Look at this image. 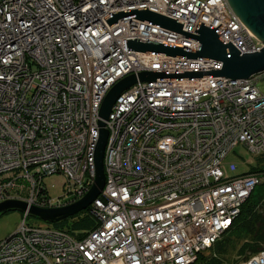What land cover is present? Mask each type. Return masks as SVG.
Here are the masks:
<instances>
[{
  "label": "built area",
  "instance_id": "built-area-1",
  "mask_svg": "<svg viewBox=\"0 0 264 264\" xmlns=\"http://www.w3.org/2000/svg\"><path fill=\"white\" fill-rule=\"evenodd\" d=\"M142 10L189 34L215 29L242 55L264 48L228 0H0V203L59 209L82 201L95 186L101 122L108 132L105 187L88 208L95 228L77 238L25 219L0 243V264H194L264 183L262 174L237 175V165L232 176L224 171L239 145L264 155V73L189 77L223 65L132 50L134 41L200 50L140 19ZM146 72L167 77L138 80L103 120L111 90ZM55 175L65 178L63 201L44 185ZM242 264H264V251Z\"/></svg>",
  "mask_w": 264,
  "mask_h": 264
},
{
  "label": "water",
  "instance_id": "water-1",
  "mask_svg": "<svg viewBox=\"0 0 264 264\" xmlns=\"http://www.w3.org/2000/svg\"><path fill=\"white\" fill-rule=\"evenodd\" d=\"M242 22L254 35L264 42V0H228ZM130 13L117 14L109 19L110 24L128 16ZM138 17L146 22L159 25L174 33L183 34L188 39L195 40L200 44V50H188L173 46L159 45L154 43L130 42L129 47L135 51L150 52L162 55L185 57L188 59L214 60L223 65L222 70L209 73L189 75V77H225L234 81L248 80L255 75L264 73V48L259 53L242 55L233 45L225 43L215 29L201 25L196 34L183 31V24L173 19L142 10L136 12ZM164 74L146 72L138 76H131L117 84L108 94L102 110L101 117L108 120L120 96L134 86L138 80L142 82L156 81L158 78H166ZM181 78L183 76H174ZM101 139L96 153L97 176L95 186L91 193L76 204L59 209L29 208L28 204L20 201H6L0 203V214L11 210H21L25 214L35 215L45 220L60 222L75 216L82 211L88 210L93 202L104 190L106 177L104 171V155L107 145L108 132L101 122ZM67 199L66 202L71 201Z\"/></svg>",
  "mask_w": 264,
  "mask_h": 264
},
{
  "label": "rangeland",
  "instance_id": "rangeland-1",
  "mask_svg": "<svg viewBox=\"0 0 264 264\" xmlns=\"http://www.w3.org/2000/svg\"><path fill=\"white\" fill-rule=\"evenodd\" d=\"M258 87L261 92L264 93V78L259 81ZM263 157L264 155L260 157L254 156L253 153L246 146L239 145L233 150V152L230 153L227 160L225 161L224 171L228 176H232L234 174L230 171V165H237V175L251 173L254 169L264 167V159H262ZM262 175L264 179V172ZM44 185L48 189L50 198L55 202L59 200L63 201L65 199V178L63 176L55 175L46 177L44 179ZM262 194H264V185L257 187L255 191V200L258 199L259 196ZM82 212L87 213L88 211L86 210ZM80 213L79 215L77 214L69 218L78 220L81 218V216H83V214ZM25 219L27 225L45 229H56V224L59 223L55 221L45 220L32 214L26 218V214L21 210L7 211L5 213L0 214V243L3 240L14 235L22 226ZM235 231L228 233L222 238H226L228 242H231L230 239L234 237L231 242V247H229L228 249L229 254L225 257V259H227L231 264H242L245 260V257H239L238 255V249L242 241H237V243H235V237L237 236ZM214 248L211 251L204 253L202 256H210L211 254H213Z\"/></svg>",
  "mask_w": 264,
  "mask_h": 264
},
{
  "label": "trees",
  "instance_id": "trees-1",
  "mask_svg": "<svg viewBox=\"0 0 264 264\" xmlns=\"http://www.w3.org/2000/svg\"><path fill=\"white\" fill-rule=\"evenodd\" d=\"M263 172L264 168H258L251 173L263 174ZM80 214H83V216L78 220L68 218L57 223L56 229L65 230L77 238H83V233L95 228L96 221L90 215L89 210L87 213L81 212ZM232 231L237 234L235 243L242 241L238 249V255L239 257L244 256V261L248 260L250 256L264 251V194L255 200V192L253 193L243 207L241 215L235 221ZM233 239L234 237L230 239L231 242ZM231 242H228L226 238L220 240L216 244L213 254L210 256L200 255L194 264H231L225 259L229 254L228 249L231 247Z\"/></svg>",
  "mask_w": 264,
  "mask_h": 264
},
{
  "label": "bare ground",
  "instance_id": "bare-ground-1",
  "mask_svg": "<svg viewBox=\"0 0 264 264\" xmlns=\"http://www.w3.org/2000/svg\"><path fill=\"white\" fill-rule=\"evenodd\" d=\"M252 32V31H251ZM253 33V32H252ZM254 34V33H253ZM30 216V215H29Z\"/></svg>",
  "mask_w": 264,
  "mask_h": 264
},
{
  "label": "crops",
  "instance_id": "crops-1",
  "mask_svg": "<svg viewBox=\"0 0 264 264\" xmlns=\"http://www.w3.org/2000/svg\"><path fill=\"white\" fill-rule=\"evenodd\" d=\"M262 159H264V157H263ZM263 168H264V167H263Z\"/></svg>",
  "mask_w": 264,
  "mask_h": 264
}]
</instances>
